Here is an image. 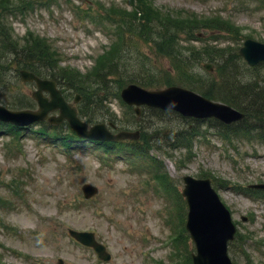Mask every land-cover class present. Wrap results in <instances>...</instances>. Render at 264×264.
I'll use <instances>...</instances> for the list:
<instances>
[{"label": "rangeland", "instance_id": "1", "mask_svg": "<svg viewBox=\"0 0 264 264\" xmlns=\"http://www.w3.org/2000/svg\"><path fill=\"white\" fill-rule=\"evenodd\" d=\"M133 1L0 0V14L4 17L0 15V20L10 29L9 37L15 46L22 48L28 33L32 36L29 40L38 37L37 40L46 43L44 57L52 63V72L40 71L41 79L51 75L58 78L70 72L78 76L66 77L67 84L62 81L59 87L66 102L79 109L82 122L112 124L115 132L137 131L149 141V147L140 144L144 155L130 153L115 158L93 147L84 145L68 150L38 138L29 129H36L39 124L27 127L17 143L7 133L4 127L7 123H0L4 129L0 130V261L5 264H60L59 260L61 264L178 263L180 258H170L174 244L166 242L175 234L174 225L179 229L187 211L180 196L182 178L207 174L217 196L229 210L235 229L248 237L232 250L228 247L230 260L234 264H264V197L244 192L249 185L264 184V142L254 138L247 142L244 137L238 141L223 140L214 129L207 128L208 120L213 119L186 121L174 111L156 115L143 106L136 120L133 107L126 106L119 98L120 75L126 71L146 83L157 80V90L179 86L175 82L180 76L172 70V64L153 47V42L162 43L163 26L141 10L132 18ZM146 1L172 19H178L179 10H186L199 18L218 16L229 22V32L221 30L223 27L194 28L190 32L195 37L192 39L187 31L168 29L171 31L166 36V50L175 48L181 52L182 49L181 57L190 55L187 48L192 46L200 53L203 49L217 52L211 60L196 59L190 64L186 59V73L192 79H216L221 71L216 66L222 63L218 54L222 52L223 59H231L246 39L264 43V10L258 3ZM119 36L125 37L124 46L111 55L108 51ZM1 44L0 39V105L13 112L36 110L38 105L32 100L35 86L19 77V72L27 69L4 54ZM102 53L109 54L107 60L94 67ZM232 61L236 74L248 79L251 71L244 61L240 58ZM205 63L211 65L210 72L203 67ZM111 72L115 79L109 76ZM167 81H172L171 85H166ZM192 92L200 93L196 88ZM75 95L79 97L77 102L73 101ZM207 98L224 104L218 98ZM65 127L61 126L63 130ZM185 130H199L200 136L182 139L180 143L185 149H179L173 134H184ZM129 158L133 161L128 162ZM155 168L164 175L167 194L157 185L153 176ZM86 183L98 191L84 201L81 186ZM68 229L92 232L97 242L105 246L110 260H99L91 248L75 242L67 234ZM181 237L182 261L185 254L193 251V246L188 240L183 244Z\"/></svg>", "mask_w": 264, "mask_h": 264}, {"label": "water", "instance_id": "2", "mask_svg": "<svg viewBox=\"0 0 264 264\" xmlns=\"http://www.w3.org/2000/svg\"><path fill=\"white\" fill-rule=\"evenodd\" d=\"M239 54L247 61L248 65H254L264 60V44L248 40L240 48ZM210 69V67H209ZM23 81H34L37 90L33 98L38 103V111H15L10 112L0 106V120L10 121L14 125L26 126L38 120L47 118L49 111L58 110V117H49L48 121L58 124L66 119L68 124L81 138L90 140H113L137 139L138 133L119 132L112 135L105 129L103 124H97L87 129L86 123H81L74 109L64 102L60 91L56 90L55 82L51 80H40L32 73L22 71L20 73ZM43 91L49 92L50 99L43 96ZM121 97L129 105L145 104L158 109L175 110L184 116L193 118L215 117L229 124L240 120L242 114L236 112L230 106L215 104L201 96L191 93L179 87L167 88L160 91H146L134 85H128L121 92ZM138 114L139 110L135 109ZM184 189L182 196L186 198L189 208L187 215L186 230L195 243L196 255H192V264H232L226 252L227 242L233 239L234 231L228 211L219 202L217 196L209 185V180H194L187 176L183 179ZM264 188V186H259ZM85 198L94 195L97 190L86 184L82 187ZM70 235L86 246H92L98 257L109 260L104 247L99 246L92 234L75 233Z\"/></svg>", "mask_w": 264, "mask_h": 264}, {"label": "trees", "instance_id": "3", "mask_svg": "<svg viewBox=\"0 0 264 264\" xmlns=\"http://www.w3.org/2000/svg\"><path fill=\"white\" fill-rule=\"evenodd\" d=\"M251 5H260L261 9L264 10V0H245ZM145 5V9L143 10L142 6ZM137 9L138 13L141 10V12L145 13V16L152 17L156 22L160 23L163 28V31H161L160 35L161 42H153L154 49L156 50V53L160 52L163 54L164 57H166L171 65L172 70L179 75L176 84L183 85L190 88H196L199 89L203 96H208L211 98L219 99L220 101L224 102L227 105H230L234 107L236 110L241 111L244 114V119L240 120L238 123L223 125L221 123L213 122L209 123L212 128L216 129L217 132L219 131L222 133L225 137L229 138L230 136H242V137H252L260 139L261 141H264V76H262V71L264 67V64H260V66L252 67L248 71H251V75L248 79L244 78L243 75H237L235 72V66L233 64L232 58L234 62L237 61L239 58L238 54L234 53L232 54V58H226L223 59V53L220 52L219 57L222 61L221 65L216 66V69L219 68L221 71L215 78H209V79H192L191 75L186 73V67H187V60L188 62L193 63L194 60L199 59H206L211 60L212 57H215L217 54L216 51H210L207 49H203V53L197 52L195 48L188 47L187 50L190 51V55H183L181 57V52L184 53V51L181 49V52L179 49L165 48L166 43L168 42V38H166L167 35H169L170 31H187L189 36V39L195 38L193 37L192 33L190 32L194 28H208L210 29H222L223 30H229L227 26L229 24L225 21H223L218 16H213L212 18H198L192 13L179 11L178 12V19H172L169 18L164 12H160L159 9L154 8L151 6V4H148L146 0H137ZM2 6H0L1 10ZM1 15V14H0ZM137 15L136 12H134L133 15H131L132 18H134ZM2 16V15H1ZM188 16V17H187ZM2 18H4L2 16ZM221 23L223 25H221ZM171 30H168V29ZM11 34L10 29L5 25L4 22L0 20V39H1V51L4 54H8L11 59H15L17 62V65L21 66L22 69H27L32 71L33 73L37 75H42L40 71H44V69H50L52 72V63L49 64L48 58L44 57V54L47 53L46 43H42L41 41L37 40L38 37H35L32 40H29L31 34H28L25 37L26 44L23 45L22 48H19L13 44V41L11 37H9ZM175 38V37H174ZM173 38V39H174ZM191 41V40H189ZM124 45V41L122 42ZM122 45V46H123ZM186 51V48H184ZM207 50V51H205ZM107 56L109 54L107 53ZM50 59V58H49ZM180 59V60H179ZM187 59V60H186ZM47 60V61H43ZM51 60V59H50ZM107 60V58L105 59ZM103 60V61H105ZM103 63V62H102ZM229 63L231 64V67L229 66ZM49 66V68H48ZM217 71V70H216ZM119 72L116 71L115 74ZM114 72H111L109 76H113L115 79ZM182 75L186 76L184 78ZM73 76V78L78 77L76 74H72L71 72L66 74L65 76L59 75L58 79L56 76L51 75L50 77L53 79H57L62 83L67 84L66 77ZM107 77H109L106 74ZM215 76V75H214ZM121 77V82L119 83V88L126 85V83H135L140 85L141 87H145L147 89L149 88H157L156 84H158L157 80H150L149 83L143 82L142 79H136L134 76H129L127 74V71L124 72ZM104 79V77H102ZM81 82V81H80ZM172 81H167L166 85H171ZM87 104V103H86ZM41 126L38 127L37 133L41 136L48 137L49 139L55 140L60 145H72L76 142L74 136L66 134L67 131H70L68 126L66 130H63L60 127L55 126H48L44 123L40 124ZM210 127V126H209ZM65 133V134H64ZM175 134V135H174ZM173 134L174 136V142L180 143L182 139L188 138L191 136L190 130H185L184 134H176V132ZM144 143L148 144L147 136H143ZM180 145H182L180 143ZM103 149L105 152L111 151L112 149H117L121 152L123 151H129L131 149L132 151L137 150L133 148V145H122V146H115L111 144H102ZM235 240H238L242 238L240 235H236ZM244 240V239H243ZM240 241V240H238ZM234 243L230 246L233 247ZM0 264H3L0 261Z\"/></svg>", "mask_w": 264, "mask_h": 264}]
</instances>
